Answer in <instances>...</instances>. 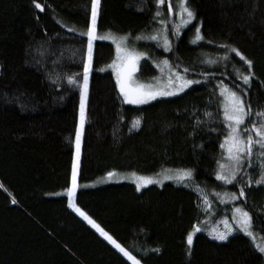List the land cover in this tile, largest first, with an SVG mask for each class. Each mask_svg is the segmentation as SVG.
I'll list each match as a JSON object with an SVG mask.
<instances>
[{"label":"trees","instance_id":"trees-1","mask_svg":"<svg viewBox=\"0 0 264 264\" xmlns=\"http://www.w3.org/2000/svg\"><path fill=\"white\" fill-rule=\"evenodd\" d=\"M39 2L43 11L31 0H0V264H131L69 207L64 191L71 181L80 101L79 85L67 76L83 79L91 0ZM177 4L100 0L97 33L127 36L131 46L148 53L137 79L157 76L154 61L166 59L199 83L173 96L128 103L107 68L114 45L95 40L74 202L142 264H264L243 232L219 241L205 223L230 216L239 204L251 212L256 235L264 227V186L248 185L243 176L225 183L215 175L228 131L221 86L250 89L245 100L253 119L264 106V0H188L195 18L178 35ZM157 11L161 15L154 19ZM197 25L204 39L193 43ZM165 27L167 49L161 41ZM157 32L158 39L147 38ZM225 45L253 60L250 86L240 79L247 65ZM137 117L140 124L132 127ZM245 167L248 175H258ZM181 168L193 171L188 186L168 180L137 191L129 181L96 183L112 171L151 176ZM242 184L245 197L221 202ZM202 195L210 208L198 199ZM193 224L202 230L188 255L185 236Z\"/></svg>","mask_w":264,"mask_h":264},{"label":"snow or ice","instance_id":"snow-or-ice-1","mask_svg":"<svg viewBox=\"0 0 264 264\" xmlns=\"http://www.w3.org/2000/svg\"><path fill=\"white\" fill-rule=\"evenodd\" d=\"M165 0H155L157 5H161ZM31 3L36 9L41 11L44 10L45 5L40 3L39 0H31ZM100 0H91L90 12L87 21V30L84 35L87 37V51L83 60L82 68V81L79 79L77 74L67 76L69 83H76L79 85L80 101H79V122L76 126L75 133V146L76 152L72 160L71 168V184L69 187L64 189L67 194L68 205L73 208L84 220L88 222L99 234L103 237L109 244L113 245L127 261L131 264H142V260L136 255H133L132 251H129L126 247L122 246L117 240L105 231L88 213L83 211L75 202L74 196L76 194L77 188L79 187L77 177L79 168V154H80V142L81 134L86 118V100L88 91V81L89 72L92 65L93 59V42L96 39L97 32V16H98V6ZM50 7V6H49ZM177 8L179 11L176 13L180 17V23L176 26L177 31L175 34H179L178 29L182 25H188L194 18L195 13L188 4V0H178ZM174 9L171 3L167 5V12L169 14L173 13ZM161 15L160 11L155 13L158 17ZM161 26L166 25L165 20L159 21ZM165 35L164 47L170 48V41L166 35L167 29L164 28ZM160 33L157 32L153 34L148 39L156 40L158 39ZM102 39H111V37H101ZM204 37L201 32L200 25H197L194 32V40H203ZM229 51L234 52L236 56H239L241 60L247 65V74L240 76V79L246 86H250L252 79L255 77V73L252 70L253 60L247 58L238 48L230 47ZM123 52V55L121 53ZM117 55L120 60V66H117V62L113 61L111 67L116 69V86L120 91V94L124 97V100L131 104H143L150 100H154L157 97L162 96H172L183 92L185 89L189 88L190 85L199 83L196 80L188 79L186 75H183L176 68L170 67L169 78L167 80V85L163 89L156 91H144L142 89H133L129 86V79L132 72L136 69V63L140 58L141 54H136L134 52H128L122 50L120 45L117 44ZM165 64L168 63L167 60L164 61ZM188 70L185 69L186 73ZM250 89L246 88L240 92L228 89L227 85L221 86V94L225 96V103L223 105V119L227 126V134L224 136L223 141L220 143V148L223 150L224 156L226 157V162L217 161L218 170L215 172L216 178L225 183H234L241 176L246 178V183L248 185L256 184L264 186V106L258 107L255 112V119H253L252 104L250 101L245 100V96ZM206 116H210V113H205ZM251 120L250 125L245 128L244 125L247 121ZM140 124L139 117L135 118L132 122V127H138ZM245 166H251L255 171L258 172L256 176L248 175V169ZM172 170L162 169L160 173L153 176L148 175H138L136 172L130 174V178L134 180L135 187L137 191L142 188H146L148 185L156 184L163 185L165 180H175L177 183H185L192 177L193 171L189 168H181L175 170L174 174H169ZM115 173L108 172L106 175L111 178ZM125 178V177H121ZM196 189L199 191V185H196ZM245 187L243 184L239 187L238 193H231L229 195L230 200H236L238 197H245ZM202 199L203 203L209 205V199L207 195H202L198 197ZM15 202V201H13ZM231 221L227 216L223 217L222 230L212 229L209 231V235L213 236L214 239L219 241H225L229 239L230 235L234 232H243L247 237L251 238L255 248L258 252L264 256V227L259 229L261 235L259 241L254 232L253 216L251 212L245 207L237 204L231 209ZM202 229L198 228L196 224L191 226V229L187 231L185 239L187 243V254H191L194 236L197 232ZM153 251L159 252L160 249L156 248Z\"/></svg>","mask_w":264,"mask_h":264},{"label":"rangeland","instance_id":"rangeland-1","mask_svg":"<svg viewBox=\"0 0 264 264\" xmlns=\"http://www.w3.org/2000/svg\"><path fill=\"white\" fill-rule=\"evenodd\" d=\"M178 11H179V9L177 10V12ZM175 16H176V21L178 20L177 21V25H178L180 23V17L177 14ZM183 26H185V25H182L180 27L182 28ZM101 37H111V39H102ZM163 37H164V33L161 34V41L162 42H164ZM97 39L109 41V42H111L114 45V48H115V57H114L113 61H116L117 62V66L118 67L120 66V60L118 59V55H117V44L120 45V47H121L122 50H125V51H128V52H134L136 54H141V53L143 54V55H140V58H139V60L136 63V69H135V71L132 72L131 75H130L129 86L131 88H133V89H142L144 91H149V90L156 91V90L163 89V88L166 87L167 80H168L169 75H170L169 69H170V67H173L169 62L167 64L164 63V61L166 59H163V60L161 59L159 61L158 60H155L154 61L155 65L158 68V74H157V76H155L154 78H152L149 81H141V80L137 79L136 74H137V71H138V68H139L140 60L143 59V58H145V57H148V53L146 51L131 46L129 44V42H128L127 36L117 35V34H115L113 32H104V33H101V34H99V33L96 32V39L95 40H97ZM141 40H143V38H141ZM121 55H123V52L121 53ZM113 61L107 66V68H109L113 72V74L115 76V79H116V69H114L113 67H111ZM183 75H185V74H183ZM187 78L188 79H191L189 77H187ZM220 93H221V88H220ZM162 97H168V96H162ZM221 97H222L221 107H222V111H223V105L225 103V96L221 94ZM157 98H160V97H157ZM78 122H79V115H78ZM81 137H82V134H81ZM80 145H81V142H80ZM75 152H76V146H75V143H74V154H75ZM74 154H73V156H74ZM221 161L222 162H226V157L224 156V153H223V158H222ZM112 172H114L115 174L111 178H109L105 174L104 176L100 177L96 181V183H98V182H110V181H129V182L134 183V180L132 178H130L131 172L130 173L129 172H116V171H112ZM174 173H175V170H172L169 174H174ZM151 176H153V178H155V175H151ZM121 177H125V178H121ZM165 181H168V180H165ZM70 184H71V181H70ZM229 200L230 199H229L228 196H224L223 199L221 200V202H227ZM231 216H232V213H231L230 216H227L230 221H231ZM222 220H223V217L215 218V219H213V221L212 220H209L207 218V221L205 222L206 225H207V228H206L207 229V232L209 233V231H211L214 228L217 229V230H222V228H223ZM256 236H257V240L259 241V237L260 236L259 235H256Z\"/></svg>","mask_w":264,"mask_h":264}]
</instances>
